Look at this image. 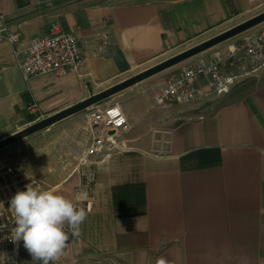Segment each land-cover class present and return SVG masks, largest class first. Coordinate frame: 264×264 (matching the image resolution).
Masks as SVG:
<instances>
[{
    "label": "crops",
    "instance_id": "1",
    "mask_svg": "<svg viewBox=\"0 0 264 264\" xmlns=\"http://www.w3.org/2000/svg\"><path fill=\"white\" fill-rule=\"evenodd\" d=\"M130 1L0 0V15L21 33L15 46L0 42V141L30 126L29 103L38 107L34 120L56 114L88 98L90 89L99 93L158 64L167 50L234 27L257 0ZM52 24L79 32L81 76L25 82L14 50L27 48ZM234 38L197 61L225 56L243 37ZM221 73L234 70L226 64ZM197 85L207 89L202 80ZM157 87L150 80L144 89L115 95L128 124L120 139L125 148L104 150L86 164L94 176L92 208L57 264H157L160 258L264 264V70L226 94L190 104L157 107ZM65 137L35 143L22 156L0 154V222L14 217L9 201L28 184L76 202L79 164ZM15 253L20 264H31L22 241Z\"/></svg>",
    "mask_w": 264,
    "mask_h": 264
},
{
    "label": "built area",
    "instance_id": "2",
    "mask_svg": "<svg viewBox=\"0 0 264 264\" xmlns=\"http://www.w3.org/2000/svg\"><path fill=\"white\" fill-rule=\"evenodd\" d=\"M6 14L0 15V42L15 46L21 39L19 31H13L7 24ZM106 42H103L105 45ZM14 58L25 82L38 76L54 74L62 77L69 72L81 76L83 54L79 47V32L65 33L58 24H52L49 32L34 38L27 48L14 50ZM228 64L234 73L222 75L221 67ZM264 70V27L256 32L245 35L241 42L229 50L225 56L216 53L207 63L201 61L185 64L174 75L157 87L155 105L165 107L169 104H190L226 94L239 80L256 75ZM199 80L204 81L206 90L199 88ZM30 116L38 114L34 103L27 105ZM91 141L80 155L78 171L81 183L77 188V207H83L88 212L92 208L93 171L86 167L89 159L101 154L104 150H121L124 145L120 137L128 130L126 117L117 103H100L86 109ZM0 223L14 226V217ZM10 235L9 230L0 232V254H7L5 264H20L15 253V244L3 239ZM74 238L69 231V241Z\"/></svg>",
    "mask_w": 264,
    "mask_h": 264
},
{
    "label": "clouds",
    "instance_id": "3",
    "mask_svg": "<svg viewBox=\"0 0 264 264\" xmlns=\"http://www.w3.org/2000/svg\"><path fill=\"white\" fill-rule=\"evenodd\" d=\"M0 207H4L3 202ZM8 208L14 214V226L9 228L8 223H0V232L9 230L10 235L3 239L17 247L23 242L32 257L31 264H57L68 246L69 231L73 236H79L80 227L88 216V210L77 207L62 193L41 190L32 184H28L26 190L17 191ZM8 259L7 254H0V264H5ZM157 264H167V261L160 258Z\"/></svg>",
    "mask_w": 264,
    "mask_h": 264
},
{
    "label": "rangeland",
    "instance_id": "4",
    "mask_svg": "<svg viewBox=\"0 0 264 264\" xmlns=\"http://www.w3.org/2000/svg\"><path fill=\"white\" fill-rule=\"evenodd\" d=\"M142 1L145 0H131V3H140ZM261 13H264V0H257L253 6L250 8V10L243 15L242 18L238 19L236 22H234L232 25H239L242 22H245ZM239 23V24H237ZM234 26V27H235ZM261 27H264V23L238 35L237 37L234 38V40H238L239 37H244L247 34H251L253 32H256L257 30H259ZM233 28V27H232ZM231 29V28H230ZM229 30V29H228ZM227 31V30H226ZM225 32V31H224ZM223 33V32H222ZM211 39V38H210ZM202 43V42H201ZM198 45V44H196ZM194 45V46H196ZM194 46H190L189 48H192ZM189 48H182V49H174V50H167V52L165 54H163L162 57H160L157 61L160 63V61H164L166 59H169ZM208 50L192 57V59H189L185 62H182L174 67H171L170 69H167L153 77H151V79H146L140 83H138L137 85H134L132 87V90H141L146 88V84L148 82H150V80H153L154 83H156V85L158 84V86L163 85L170 76L174 75L180 68H182L185 64H189V63H196L199 62L197 61L198 58H200L201 56H204L205 54H207L208 52H210ZM136 74H133L132 76H134ZM130 76V77H132ZM128 77V78H130ZM155 78V79H154ZM127 79V78H126ZM120 80V79H119ZM117 80V81H119ZM124 81V80H123ZM98 89H90V94L96 92ZM157 91V88H156ZM115 96L103 101L102 103H113V99ZM205 103L208 101H204ZM39 116V114H36L35 116H31L28 117V121H31V124L38 122L40 120H43L45 118H38V120H34ZM34 120V121H33ZM33 121V122H32ZM30 124V125H31ZM29 126V125H28ZM27 126V127H28ZM66 135H70V142H72L74 144L75 148V153H73L72 156H75L76 158V163L80 165L79 163V159H80V155L82 154V152L84 151V149L87 147V143H89L91 137H90V131H89V126H88V121L86 118V110H83L73 116H70L50 127H48L47 129L40 131L34 135H31L29 137H27L26 139H23L13 145H10L2 150H0V154L7 152L8 150H12V152H15V154L17 156H22L24 153H26L27 151L33 149L36 145L35 143H51L54 140L57 139H63L65 140V136ZM122 137V136H121ZM120 137V139H121ZM75 161V160H74Z\"/></svg>",
    "mask_w": 264,
    "mask_h": 264
},
{
    "label": "water",
    "instance_id": "5",
    "mask_svg": "<svg viewBox=\"0 0 264 264\" xmlns=\"http://www.w3.org/2000/svg\"><path fill=\"white\" fill-rule=\"evenodd\" d=\"M264 23V13H261L211 39H208L192 48H189L169 59H166L120 83H117L99 93L91 94L88 98L83 101L68 107L56 114H53L43 120L35 122L23 130L3 139L0 141V150L13 145L27 137L34 135L40 131L47 129L48 127L73 116L87 108L102 103L103 101L115 96L116 94L137 85L138 83L149 79L171 67H174L182 62H185L192 57L213 48L229 39H232L260 24Z\"/></svg>",
    "mask_w": 264,
    "mask_h": 264
}]
</instances>
